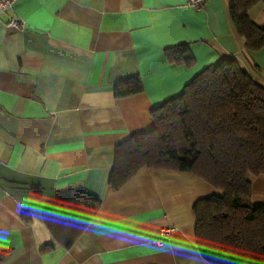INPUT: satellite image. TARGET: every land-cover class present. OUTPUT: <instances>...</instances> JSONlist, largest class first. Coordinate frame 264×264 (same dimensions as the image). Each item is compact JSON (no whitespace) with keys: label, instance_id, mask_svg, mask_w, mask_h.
<instances>
[{"label":"crops","instance_id":"0c3cea01","mask_svg":"<svg viewBox=\"0 0 264 264\" xmlns=\"http://www.w3.org/2000/svg\"><path fill=\"white\" fill-rule=\"evenodd\" d=\"M249 17L264 27V2ZM185 44L192 63H170L166 50ZM224 58L264 89V49L246 50L229 0H19L0 13V264H210L194 206L221 191L147 167L118 190L109 179L116 147L152 131V112ZM133 78L143 93L117 98ZM248 180L264 205V175ZM78 193L101 201L98 214L70 249L42 253L44 214Z\"/></svg>","mask_w":264,"mask_h":264},{"label":"trees","instance_id":"16d2710c","mask_svg":"<svg viewBox=\"0 0 264 264\" xmlns=\"http://www.w3.org/2000/svg\"><path fill=\"white\" fill-rule=\"evenodd\" d=\"M264 0H229L230 16L248 52L264 49V27L249 12ZM170 63H192L188 45L166 50ZM139 78L119 82L115 96L141 94ZM155 128L116 147L109 185L124 187L140 169L193 173L222 195L194 206L200 255L210 264H264V205L252 203L248 175H264V89L224 58L152 112ZM101 201L78 193L44 214L52 239L41 249H70L93 222ZM25 219L26 214H22ZM29 222V221H28Z\"/></svg>","mask_w":264,"mask_h":264},{"label":"built area","instance_id":"2783aa9c","mask_svg":"<svg viewBox=\"0 0 264 264\" xmlns=\"http://www.w3.org/2000/svg\"><path fill=\"white\" fill-rule=\"evenodd\" d=\"M18 1L19 0H0V13H6V12L12 10ZM205 1L206 0H189V3L195 9L200 10L204 7ZM10 24L12 26L22 27V25L19 24L16 20H12ZM173 233H174L173 228L164 229L161 232V235H160L158 242L163 243V242L169 240L172 237Z\"/></svg>","mask_w":264,"mask_h":264}]
</instances>
